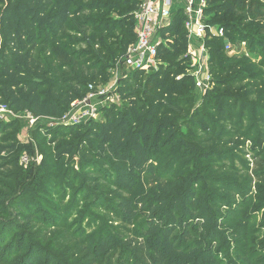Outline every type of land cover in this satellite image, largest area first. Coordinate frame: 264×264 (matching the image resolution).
Segmentation results:
<instances>
[{
  "label": "trees",
  "instance_id": "trees-1",
  "mask_svg": "<svg viewBox=\"0 0 264 264\" xmlns=\"http://www.w3.org/2000/svg\"><path fill=\"white\" fill-rule=\"evenodd\" d=\"M144 1L0 0V102L61 120L136 43ZM204 16L214 86L200 107L180 10L158 32L162 65L143 90L145 71H132L122 107L42 130L41 166H19L26 147L4 145L17 122L0 123V262L264 264V73L226 51L246 43L264 58V0H207ZM237 65L249 93L232 92L242 72L224 76ZM33 224L54 229L47 248Z\"/></svg>",
  "mask_w": 264,
  "mask_h": 264
},
{
  "label": "rangeland",
  "instance_id": "rangeland-1",
  "mask_svg": "<svg viewBox=\"0 0 264 264\" xmlns=\"http://www.w3.org/2000/svg\"><path fill=\"white\" fill-rule=\"evenodd\" d=\"M217 30V29H215ZM201 50H196L193 48L191 41L189 43V48L187 52V56L190 57V65H193V55L199 56ZM228 56L233 60L232 64H242L244 62H249V67H253L255 69V73H264V58H262L261 55L256 54L252 52L248 46V44H241L236 45L233 47V51L228 54ZM124 57L121 60H116L113 64V67L110 69V79L105 84H102L101 86L97 87V90L106 91L107 94L105 96H101L93 102H91L90 107H94L96 110V118L95 120H100L104 117V110L107 108L112 107L113 105H116L118 107H122L124 105V102L121 100L120 92L123 88L124 83L128 78H130L132 71L126 69L123 66ZM162 63L157 64L156 68L150 70L149 72L145 71L141 82L139 84L140 88H144L147 78L153 74L154 72H157L161 68ZM246 69L243 68L242 65H237V68L235 70L229 69L225 73V77H231L237 72H242L241 74V84L237 86L236 88L232 89V92H239V93H249L250 89L246 86L251 83L249 80L251 77H249L248 74L245 73ZM214 86V85H213ZM211 86V88L213 87ZM243 88V89H242ZM210 89V88H209ZM143 90V89H142ZM206 91L198 90L196 89V105L197 107H200L202 104V101L204 99ZM82 103V102H81ZM8 107L6 104L0 102V109L2 107ZM82 107V105L77 106L75 109L72 107L70 111L73 112V110H78ZM13 111V110H12ZM14 115L13 117H8L7 119H1L0 123L3 124H13L14 122H17L16 127L11 129L6 133V136H12L7 140V143L4 145L11 143L18 144L22 147H26V152L21 157L19 166L24 168L25 170H28L30 168H37L38 166H41L46 158L47 150L45 148V135H47L46 131L51 128H56L57 126L61 125L59 121L49 119V118H40L36 117L30 112L27 111H13ZM31 116H34L38 119L37 126L31 127L29 118ZM71 126V125H66ZM19 129L18 131H16ZM42 130H44L46 133L43 135ZM2 137H0L1 140ZM51 140V137H49ZM15 141V142H13ZM3 156H6V153L3 154ZM0 164H3L2 161H0ZM264 213V212H263ZM263 213L260 214V221L263 220ZM99 214H104V212L99 211ZM105 216V215H103ZM80 216L75 217L73 220L70 221L69 224H72L73 222H79ZM111 217H105L104 223L105 225L107 223H110ZM89 219L86 220V222L83 223V226L88 229L89 228ZM115 226H118L115 224ZM98 228V224H92V230H96ZM53 228H50L46 225H32L30 232L31 234H35L37 240L40 243H43L44 247L47 248V244L44 243V241L49 238L51 235L55 237V234L53 232ZM91 230V229H88ZM0 264H5L3 262H0Z\"/></svg>",
  "mask_w": 264,
  "mask_h": 264
},
{
  "label": "built area",
  "instance_id": "built-area-1",
  "mask_svg": "<svg viewBox=\"0 0 264 264\" xmlns=\"http://www.w3.org/2000/svg\"><path fill=\"white\" fill-rule=\"evenodd\" d=\"M207 5V0H187V6L184 10L187 17L186 27L189 31V37L195 36L201 41V52L199 56L193 55V65L190 68V74L196 80L198 90L207 91L211 87L212 78L208 70L209 55L204 43L206 35V24L204 11ZM173 0H145L137 12L136 19V43L133 44L127 51L123 61V66L131 71H147L156 68L158 64V32L162 28L167 27V23L173 17ZM214 35L224 37L223 29L211 30ZM244 45L246 43H243ZM226 51L231 53L233 46L226 45ZM106 91L97 90L93 86L90 87V92L85 100L76 103L72 107L82 105L78 110L70 111L66 114L59 123L61 125H83L96 118V110L90 107L93 100L105 96ZM14 113L8 107L0 109V118L7 119L13 117ZM31 127L37 126L38 119L34 116L29 118Z\"/></svg>",
  "mask_w": 264,
  "mask_h": 264
},
{
  "label": "crops",
  "instance_id": "crops-1",
  "mask_svg": "<svg viewBox=\"0 0 264 264\" xmlns=\"http://www.w3.org/2000/svg\"><path fill=\"white\" fill-rule=\"evenodd\" d=\"M186 6H187V0H173V8H172L173 15L180 10H185ZM170 24H171V21L167 23V26H169ZM190 41H191L193 48H195L196 50H199V48L201 49L200 39L193 36L191 37Z\"/></svg>",
  "mask_w": 264,
  "mask_h": 264
}]
</instances>
